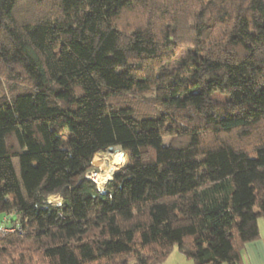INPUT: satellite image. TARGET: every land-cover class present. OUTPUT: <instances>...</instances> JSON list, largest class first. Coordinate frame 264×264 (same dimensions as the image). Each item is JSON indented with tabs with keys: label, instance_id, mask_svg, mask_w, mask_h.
<instances>
[{
	"label": "trees",
	"instance_id": "trees-1",
	"mask_svg": "<svg viewBox=\"0 0 264 264\" xmlns=\"http://www.w3.org/2000/svg\"><path fill=\"white\" fill-rule=\"evenodd\" d=\"M116 146L102 191L87 172ZM0 213V264H240L264 218V0H0Z\"/></svg>",
	"mask_w": 264,
	"mask_h": 264
},
{
	"label": "rangeland",
	"instance_id": "rangeland-1",
	"mask_svg": "<svg viewBox=\"0 0 264 264\" xmlns=\"http://www.w3.org/2000/svg\"><path fill=\"white\" fill-rule=\"evenodd\" d=\"M215 97L222 101L226 99V97L221 94L220 95L216 94ZM168 140H170L168 137L165 138V142H168ZM130 161H131L130 154L124 152L120 146H116L113 149L108 148L102 150L97 154H95V156L93 157L92 164L94 168L91 171L87 172V176L91 178L93 181H95L98 187L102 191H105L107 182L113 178L115 173L119 172L124 167H126L130 163ZM258 189L261 191L262 186L258 185ZM49 200L52 203H60L61 197L58 195H53L49 197ZM6 218H7V214L0 213V226L6 225L5 223ZM260 225L261 227H263L264 218H262V220L260 221ZM8 231H14L13 226L10 225L7 231L5 232ZM176 254L179 255L177 248L175 252L168 257V259L164 262V264H174ZM19 258H20L19 256H16L14 260H19Z\"/></svg>",
	"mask_w": 264,
	"mask_h": 264
},
{
	"label": "crops",
	"instance_id": "crops-1",
	"mask_svg": "<svg viewBox=\"0 0 264 264\" xmlns=\"http://www.w3.org/2000/svg\"><path fill=\"white\" fill-rule=\"evenodd\" d=\"M260 238L246 244L240 264H264V225H260ZM179 253V252H178ZM174 264H195L192 259L179 253L175 255Z\"/></svg>",
	"mask_w": 264,
	"mask_h": 264
},
{
	"label": "water",
	"instance_id": "water-1",
	"mask_svg": "<svg viewBox=\"0 0 264 264\" xmlns=\"http://www.w3.org/2000/svg\"><path fill=\"white\" fill-rule=\"evenodd\" d=\"M114 147H112V149H113Z\"/></svg>",
	"mask_w": 264,
	"mask_h": 264
}]
</instances>
